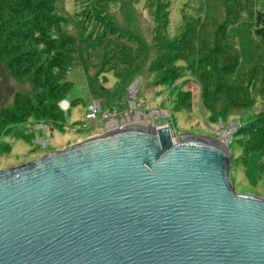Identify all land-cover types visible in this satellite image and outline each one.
Here are the masks:
<instances>
[{
    "label": "water",
    "instance_id": "water-1",
    "mask_svg": "<svg viewBox=\"0 0 264 264\" xmlns=\"http://www.w3.org/2000/svg\"><path fill=\"white\" fill-rule=\"evenodd\" d=\"M222 141L155 121L0 169V264H264V197Z\"/></svg>",
    "mask_w": 264,
    "mask_h": 264
},
{
    "label": "rangeland",
    "instance_id": "rangeland-1",
    "mask_svg": "<svg viewBox=\"0 0 264 264\" xmlns=\"http://www.w3.org/2000/svg\"><path fill=\"white\" fill-rule=\"evenodd\" d=\"M52 1L56 19L63 22L57 39L71 41L76 48L74 57H67L66 69L62 68L55 76L59 83H72L66 96L71 102L67 121L51 127L46 119H20L8 130L0 125V169L28 162L40 157L36 156L40 153L102 132L100 127L92 132L82 129L87 105L92 102L103 107L126 105L127 87L139 79L140 103L146 104L145 110L164 108L170 113L156 118L155 124L168 123L175 137L179 132L220 140V134L226 133L234 154L232 181L236 192L264 197V41L255 42L252 27L254 13L264 11V0ZM163 3L166 6H159ZM108 21H112L115 35L108 33ZM160 28H164L162 35L167 40L184 39L185 51L193 48L197 52L201 41L205 47H211L207 52L200 51L199 57L189 59L187 64L194 68H175L187 76L168 86H156L159 76L149 71L160 49L166 47L161 42L156 44L155 33ZM220 34L225 35L220 41L225 53L222 57L212 50L211 36ZM232 40L238 44L240 57H235ZM202 54L208 55L207 73L197 63L204 58ZM217 57L220 62L215 66ZM45 59L39 57L33 65L18 67L0 58V119L4 111L25 106L26 110L32 106L38 110L41 99L49 94V80L36 73V67ZM249 64L254 68L263 65V70L257 71L258 82L253 71L247 72ZM216 73L222 82L216 80ZM206 79L210 81L208 86ZM229 85L239 88L236 99L225 94ZM186 90L191 95L188 105L182 99V91ZM206 107H216L220 112L213 119ZM41 122H45L43 132L36 130ZM234 122L235 129L231 131ZM42 137L49 140L46 150L37 143Z\"/></svg>",
    "mask_w": 264,
    "mask_h": 264
},
{
    "label": "trees",
    "instance_id": "trees-1",
    "mask_svg": "<svg viewBox=\"0 0 264 264\" xmlns=\"http://www.w3.org/2000/svg\"><path fill=\"white\" fill-rule=\"evenodd\" d=\"M105 1L111 2V0ZM159 6L166 5L163 3L159 4ZM53 8L54 5L52 0H0V58L5 61L9 60L11 64H17L18 67H21L23 64L33 65V62H37L39 57H45L46 59L43 61L42 65H40V67H36V73L38 75H42V78L49 80V94L41 99L42 101L38 104V110L34 106L26 110L27 108L25 106L21 107V109H16L10 112L4 111L3 117L0 119L1 128L4 126L5 129L8 130L11 124L19 121L20 119H26L28 121L34 119H46L47 122L51 123L66 121L64 113L60 110L59 103L63 99H68L66 96L69 93L68 89L72 87V83H59L55 76L58 75L60 70L66 69L67 57H74V54H76V48L72 45L73 42L71 41L66 42L64 39H57L56 36L60 30L59 26L62 25L63 22L56 19ZM165 12L167 13V10ZM107 26H110L108 33L115 35V28L112 25V21H108ZM252 27L255 42L264 41V11L258 10L254 13ZM163 29L164 28H160L159 31L155 33L156 44L161 42V44H164L166 47L160 49L159 56L151 64L149 70L150 73L154 72L159 76L158 80L155 82L156 86H166L170 83L175 84V82L180 79L183 80L187 74H184L181 71L179 73L175 68H186V70L194 68V65L189 67L191 63L187 64L189 59L194 57V55L199 57L200 51L207 52L211 48H207L202 45L201 41L202 46L200 45L197 52L193 48L185 51L183 50L182 44L184 39L180 37L174 40H167V38L162 35ZM211 37L214 39V48L212 49L213 52L217 50L218 53H221V56L219 57L225 56L223 50L224 46L220 45V41L225 38V35L220 34L216 37ZM233 42L236 48L235 57H240L238 44H236V40ZM204 44L207 43L205 42ZM31 45L32 47L30 48L29 46ZM200 56L204 58L197 60L198 66H204L207 73V70L210 68V63L208 61L206 62L205 59H207L208 55L202 54ZM217 59L218 62L215 66H218L220 62V58L217 57ZM176 63H178V65H176ZM262 67L263 65L261 67L254 68L249 64L246 69L247 72L253 71V78L258 82L257 71L263 70ZM176 74L180 75L176 76ZM195 75L198 76L197 74ZM208 77L211 80V77ZM220 77L221 76L218 74L216 80L222 82V77ZM260 77L262 78V74ZM38 85H41V82H38ZM205 85H210V81L208 79H206ZM259 85L260 84H258V86ZM262 85H264V81L262 82ZM182 93L184 94L182 99L188 105L191 101L189 90L182 91ZM235 93H239V88L229 85V89H227L225 94H229L231 98L236 99L237 95H235ZM46 100L51 101L50 103H46ZM214 108L206 107L207 110L212 112L213 119L216 117L218 112H220L217 111L218 109L216 107ZM224 111L225 110H222V112Z\"/></svg>",
    "mask_w": 264,
    "mask_h": 264
},
{
    "label": "built area",
    "instance_id": "built-area-1",
    "mask_svg": "<svg viewBox=\"0 0 264 264\" xmlns=\"http://www.w3.org/2000/svg\"><path fill=\"white\" fill-rule=\"evenodd\" d=\"M140 87L141 82L139 79H135L128 87L127 92L129 95V101L126 105L103 107L97 103H89L86 108L85 121L82 125L83 130L92 132L96 128H102L103 131L100 133H91L89 136L97 135L105 132H110L118 129H122L130 125H139L148 121H154L156 118L161 116H170L169 111L164 108L152 109L150 111L145 110L146 104L140 102ZM60 110L64 113L67 121V114L71 108V102L68 99H63L59 103ZM65 121V122H66ZM65 122L50 123L53 125H64ZM235 122L232 124L231 131L235 129ZM156 127L170 126L168 123L155 124ZM45 122H41L36 125V130L43 132ZM171 127V126H170ZM226 133L220 134V141L230 146V140ZM88 136V137H89ZM41 149L46 150L49 146V140L42 137L37 141Z\"/></svg>",
    "mask_w": 264,
    "mask_h": 264
},
{
    "label": "crops",
    "instance_id": "crops-1",
    "mask_svg": "<svg viewBox=\"0 0 264 264\" xmlns=\"http://www.w3.org/2000/svg\"><path fill=\"white\" fill-rule=\"evenodd\" d=\"M100 104H101V103H100ZM123 105H124V104H123ZM82 139H84V138H78L76 141L78 142V141H81ZM72 143H74V142H72ZM72 143H69V144H72ZM69 144L62 145V146H60L59 148H56V150L62 149V148L66 147V146L69 145ZM47 152H48V151H47ZM47 152L40 153V154H38V155H36V156L43 155V154H45V153H47ZM49 152H50V151H49Z\"/></svg>",
    "mask_w": 264,
    "mask_h": 264
},
{
    "label": "bare ground",
    "instance_id": "bare-ground-1",
    "mask_svg": "<svg viewBox=\"0 0 264 264\" xmlns=\"http://www.w3.org/2000/svg\"><path fill=\"white\" fill-rule=\"evenodd\" d=\"M225 136V135H224Z\"/></svg>",
    "mask_w": 264,
    "mask_h": 264
}]
</instances>
